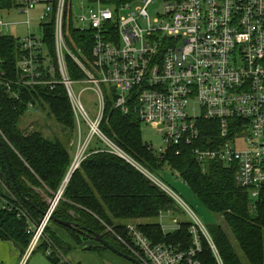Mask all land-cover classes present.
Here are the masks:
<instances>
[{
	"label": "built area",
	"instance_id": "built-area-1",
	"mask_svg": "<svg viewBox=\"0 0 264 264\" xmlns=\"http://www.w3.org/2000/svg\"><path fill=\"white\" fill-rule=\"evenodd\" d=\"M161 1V12L151 17L148 8L156 0L118 4L103 0H17L16 8L26 15L42 6L40 36L27 28L28 36L20 40L19 83L50 87L62 83L70 100L77 138L81 134L80 118L87 126V136L78 142L80 153L75 155L68 174L86 156L94 137L135 164L99 129L104 108L102 87L108 86L114 108L123 114L132 109L141 122L155 129L164 144L159 153L169 146L177 147L176 154L179 148L188 147L202 168L208 161L234 167L235 184L247 189L249 197L257 198L264 188V0ZM65 19H70L74 29L91 32V59H86V65L65 42ZM49 22L54 23L59 80L42 78L40 61L48 58L42 26ZM8 28L0 17V35H6ZM67 55L85 79L69 78ZM83 81L91 85L99 101L95 118L89 117L73 90L74 83ZM203 122L216 129L215 139L203 138ZM201 142L214 146L202 147ZM139 169L187 211L193 241L187 250L152 243L135 224L127 223L125 229L132 246L121 242L134 258L141 264H200L196 254L204 237L216 263L223 264L207 229L185 202L155 176ZM61 191L49 202L40 223L30 225L33 234L27 253L43 234Z\"/></svg>",
	"mask_w": 264,
	"mask_h": 264
},
{
	"label": "trees",
	"instance_id": "trees-1",
	"mask_svg": "<svg viewBox=\"0 0 264 264\" xmlns=\"http://www.w3.org/2000/svg\"><path fill=\"white\" fill-rule=\"evenodd\" d=\"M103 1L118 4L127 0ZM17 6V0H0V11L9 12ZM42 28L48 55L40 61L42 78L59 80L54 23H45ZM64 29L67 46L86 65V59H91V32L74 29L70 19H65ZM21 54L19 39L0 35V240L11 241L20 255L25 253L33 234L30 225L40 223L48 210L49 200L62 188L43 235L30 252L36 249L48 252L50 264H70L67 256L77 247L87 251L106 250L91 239L93 234L102 235L115 248L133 256L121 242L124 240L132 246L125 229L127 223L135 224L152 243L187 250L193 241L189 229L191 221L179 222L170 232L164 231L156 220L139 222L158 219L161 213L176 211L179 207L139 169L155 176L167 166L211 214L220 218L222 223H209L206 229L222 263L264 264V188L257 198L249 197L247 189L235 184L234 167L208 161L202 168L188 147L179 148L178 154L175 146L159 153L142 139L137 114L132 109L123 114L114 108L113 95L108 88L102 87L104 108L99 129L139 168L94 137L86 156L63 184L76 137L70 100L62 83L53 87L21 85L18 70ZM65 63L71 80L85 79V74L70 56L65 57ZM30 107L45 112L48 119L60 126V134L49 137L40 127L30 132L21 128L20 120ZM203 124V138L215 139L217 131L211 127L213 125ZM201 146L214 145L201 142ZM57 220L70 221L75 226L61 225ZM196 258L200 264H217L204 237H201V249Z\"/></svg>",
	"mask_w": 264,
	"mask_h": 264
},
{
	"label": "rangeland",
	"instance_id": "rangeland-1",
	"mask_svg": "<svg viewBox=\"0 0 264 264\" xmlns=\"http://www.w3.org/2000/svg\"><path fill=\"white\" fill-rule=\"evenodd\" d=\"M41 10L42 6L39 5L29 11L28 15L22 13L19 8H14L9 12L0 11V17L9 24V28L5 32L6 35H10L21 41L28 36L29 32L39 37V13ZM161 10V0H156L155 5L149 6L148 8L151 17H155L158 12H161ZM27 19L29 20L28 24L26 23ZM27 28L29 29V32ZM90 86L91 85L89 83H86L84 81L80 83H74L73 90L76 94H78L79 99L87 110L89 117L95 118V116L99 112V101L95 95V92L91 89ZM103 88H108L109 90L108 86H103ZM80 123L81 134L80 136H78V138L76 135L74 143H72L74 148L71 152V163L73 162L75 155L77 153H80V151L77 152L76 148L78 142H83L88 133L87 126L85 125L82 118H80ZM58 126L59 125H57L53 120L48 119L45 116V112L31 107L20 120V127L25 128L24 130L30 132V130L32 131V129L40 127L44 134L49 137L60 134V126ZM141 132L142 139L148 144H151L155 150H161L164 148L162 140L155 133V129L152 128V126L141 122ZM240 145L243 144L240 143ZM155 176L157 179L171 188L185 202V204L194 213V215L199 218L202 226H205L206 228V226L212 222L222 223L218 216L211 214L202 205L198 198H196L192 194L189 187L179 178L178 174L175 171H172L167 168V166H165L160 172L155 173ZM51 200L52 198L49 200V202H51ZM180 208L177 207L176 211L161 213L158 219L139 220V222H150L156 220L157 222H160L164 231H173L179 222L190 221V216L188 215V213H186L187 211L185 212L181 206ZM83 243H85V241ZM67 259L70 264H133L129 260L118 256L108 249L99 251H87L82 249L81 247H77L74 248L73 251L70 252V254H68ZM24 264H50L48 260V252L36 249L32 254H29Z\"/></svg>",
	"mask_w": 264,
	"mask_h": 264
},
{
	"label": "water",
	"instance_id": "water-1",
	"mask_svg": "<svg viewBox=\"0 0 264 264\" xmlns=\"http://www.w3.org/2000/svg\"><path fill=\"white\" fill-rule=\"evenodd\" d=\"M0 145H2V141L0 140ZM6 160H7V155L5 156ZM125 158V157H124ZM127 159V158H126ZM7 165H8V172H9V175H10V178L11 180L14 182L15 179H14V174L12 172V169H11V166L9 164V162L7 161ZM135 165V164H134ZM136 166V165H135ZM71 174V173H70ZM70 174H67V176L65 177L64 181H63V184L66 183L68 181V178L70 176ZM63 186V185H62ZM62 189V188H61ZM17 190V188H16ZM60 193V190L59 192H57V194ZM23 201H25L26 203H30L28 200L22 198ZM45 215V214H44ZM57 222L61 225H64V226H67V227H74L75 224L70 222V221H63V220H57ZM91 239L95 242H98L100 243L102 246H104L106 249L112 251L113 253L117 254L118 256H121L127 260H129L130 262H132L133 264H141L136 258H134L133 256L129 255V254H126V253H123L122 251L118 250L117 248H115L112 244H110L108 241H106L102 235L100 234H93L91 236Z\"/></svg>",
	"mask_w": 264,
	"mask_h": 264
},
{
	"label": "crops",
	"instance_id": "crops-1",
	"mask_svg": "<svg viewBox=\"0 0 264 264\" xmlns=\"http://www.w3.org/2000/svg\"><path fill=\"white\" fill-rule=\"evenodd\" d=\"M59 233L62 234L63 231ZM29 254L25 252L20 255V251L11 241L0 240V264H24Z\"/></svg>",
	"mask_w": 264,
	"mask_h": 264
}]
</instances>
